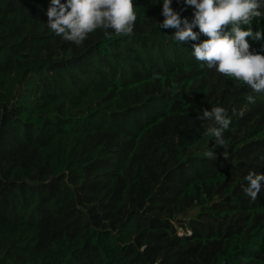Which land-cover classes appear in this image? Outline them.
I'll list each match as a JSON object with an SVG mask.
<instances>
[{
    "label": "trees",
    "instance_id": "1",
    "mask_svg": "<svg viewBox=\"0 0 264 264\" xmlns=\"http://www.w3.org/2000/svg\"><path fill=\"white\" fill-rule=\"evenodd\" d=\"M50 4L0 0V264H264V182L242 191L264 173V94L197 61L206 35L174 42L163 0H133L131 36L80 45L48 28ZM213 106L228 159L198 119Z\"/></svg>",
    "mask_w": 264,
    "mask_h": 264
},
{
    "label": "clouds",
    "instance_id": "2",
    "mask_svg": "<svg viewBox=\"0 0 264 264\" xmlns=\"http://www.w3.org/2000/svg\"><path fill=\"white\" fill-rule=\"evenodd\" d=\"M185 4L194 8L192 22L182 19L171 7L172 0H163L161 15L164 20L159 26L176 29L172 38L177 43L196 41L200 33L206 35L209 39L192 45V55L197 61L203 62L208 69L242 81L253 93L264 94V54L250 51L246 39H264V31H253L250 26L253 19L264 17L261 11L264 0H185ZM46 15L48 28L76 45L97 30H103L106 36H110V30L117 36H131L137 20L133 0H66V3L51 0ZM242 25L249 27L244 30ZM196 27L199 33L193 30ZM246 100L255 103L253 95H248ZM201 111L198 119L208 122L204 125V135L214 137V147H223V156L228 159L223 133L229 128L231 118L226 109L213 106L211 110ZM204 155L217 159L214 148H209ZM244 179L246 184L242 185V191L254 202L261 193L264 173L252 170Z\"/></svg>",
    "mask_w": 264,
    "mask_h": 264
},
{
    "label": "rangeland",
    "instance_id": "3",
    "mask_svg": "<svg viewBox=\"0 0 264 264\" xmlns=\"http://www.w3.org/2000/svg\"><path fill=\"white\" fill-rule=\"evenodd\" d=\"M182 225L183 226H181L179 224H176L178 234H180V235H183L185 233L189 234L191 231L188 229L189 228L188 224L187 223H183Z\"/></svg>",
    "mask_w": 264,
    "mask_h": 264
}]
</instances>
